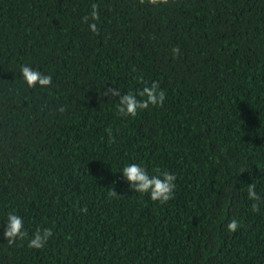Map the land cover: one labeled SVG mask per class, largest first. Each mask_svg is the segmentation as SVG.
Here are the masks:
<instances>
[{
	"label": "trees",
	"instance_id": "1",
	"mask_svg": "<svg viewBox=\"0 0 264 264\" xmlns=\"http://www.w3.org/2000/svg\"><path fill=\"white\" fill-rule=\"evenodd\" d=\"M153 81L163 106L134 117L105 96ZM132 163L174 198L132 191ZM9 213L53 236L10 246ZM0 264H264V0H0Z\"/></svg>",
	"mask_w": 264,
	"mask_h": 264
},
{
	"label": "clouds",
	"instance_id": "2",
	"mask_svg": "<svg viewBox=\"0 0 264 264\" xmlns=\"http://www.w3.org/2000/svg\"><path fill=\"white\" fill-rule=\"evenodd\" d=\"M145 0H140L143 4ZM168 0H148V3L157 5L158 3H167ZM99 6L95 3L91 5V11L88 15L83 17V22L89 25L90 30L99 34L95 21L99 20ZM91 21V22H90ZM180 54L179 47L172 49V55L175 58ZM21 75L24 82L29 88H34L37 85L40 87H47L52 83L51 75H45L39 70H36L29 65H22L20 67ZM105 96H115L118 98L117 111L121 116H136L137 110L148 109L150 106L162 107L165 101V91L160 89L158 82L153 81L150 85H145L138 93L128 92L122 94L119 88H108L105 91ZM60 112L65 111L62 107ZM111 138V129L105 130ZM154 175H149L148 171L139 164L132 163L123 167L121 173L129 183L131 190L137 193H147L150 195V199L154 202L167 203L173 199V193L176 188V176L170 174L168 171H162L160 168H154ZM115 194V193H114ZM247 196L249 200L259 201L260 197L256 192L255 183L247 185ZM253 211H259V204H252ZM86 211V209H85ZM240 227L237 220L233 219L227 225L229 232H235ZM53 236V232L50 228L36 229L35 232L29 237V233L25 230L23 219L14 214L9 213L7 215V223L4 227L3 237L7 243L11 246L17 242V240H24L28 238V247L34 249H42L49 238Z\"/></svg>",
	"mask_w": 264,
	"mask_h": 264
}]
</instances>
